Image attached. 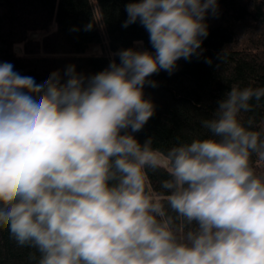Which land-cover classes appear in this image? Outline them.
<instances>
[{"label": "clouds", "instance_id": "clouds-1", "mask_svg": "<svg viewBox=\"0 0 264 264\" xmlns=\"http://www.w3.org/2000/svg\"><path fill=\"white\" fill-rule=\"evenodd\" d=\"M217 10L132 0L123 27L139 21L154 52L121 50L93 75L68 65L38 84L0 63V231L30 262L264 264V128L245 115L264 87L232 86L201 122L208 138L161 151L133 135L155 112L148 78L199 58Z\"/></svg>", "mask_w": 264, "mask_h": 264}, {"label": "trees", "instance_id": "trees-1", "mask_svg": "<svg viewBox=\"0 0 264 264\" xmlns=\"http://www.w3.org/2000/svg\"><path fill=\"white\" fill-rule=\"evenodd\" d=\"M129 2L0 0V63H11L14 71L39 84L54 71L63 76L68 65L86 76L99 73L113 60L119 63L115 54L121 50L154 52L139 21L123 27ZM217 4V12L209 11L204 21L208 36L202 38V55L180 59L171 75L161 70L148 78L156 87L145 85V99L151 100L155 112L133 134L141 144L152 137L153 147L167 151L179 143L208 138L201 122L212 118L216 102L232 86L264 87V0H217ZM89 24L92 28L86 30ZM96 47L102 52H91ZM245 115L255 116L256 130L264 128V98ZM258 170L264 172V165ZM164 178L163 171L152 177L154 183ZM30 251L34 250L17 247L7 230L0 231V264H33L28 260Z\"/></svg>", "mask_w": 264, "mask_h": 264}, {"label": "rangeland", "instance_id": "rangeland-1", "mask_svg": "<svg viewBox=\"0 0 264 264\" xmlns=\"http://www.w3.org/2000/svg\"><path fill=\"white\" fill-rule=\"evenodd\" d=\"M97 14L99 15V13L97 12ZM39 35H34L33 37L34 38H36V37H38ZM138 51H140L141 50V48H138L137 49ZM16 51L18 52V53H20L21 52V49L19 48V47H17V49H16ZM91 52H98V53H100V52H102V50H100V48H94Z\"/></svg>", "mask_w": 264, "mask_h": 264}, {"label": "bare ground", "instance_id": "bare-ground-1", "mask_svg": "<svg viewBox=\"0 0 264 264\" xmlns=\"http://www.w3.org/2000/svg\"><path fill=\"white\" fill-rule=\"evenodd\" d=\"M96 2V1H95ZM100 22V21H99ZM100 24V23H99ZM103 31V30H102ZM101 53V52H100Z\"/></svg>", "mask_w": 264, "mask_h": 264}]
</instances>
